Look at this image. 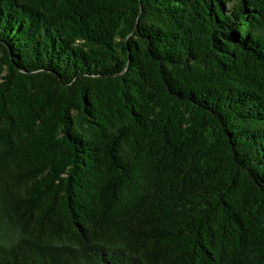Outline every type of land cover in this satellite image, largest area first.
<instances>
[{
	"label": "trees",
	"instance_id": "trees-1",
	"mask_svg": "<svg viewBox=\"0 0 264 264\" xmlns=\"http://www.w3.org/2000/svg\"><path fill=\"white\" fill-rule=\"evenodd\" d=\"M0 264H264V0H0Z\"/></svg>",
	"mask_w": 264,
	"mask_h": 264
}]
</instances>
